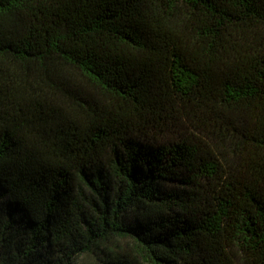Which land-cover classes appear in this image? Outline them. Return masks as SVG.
Returning <instances> with one entry per match:
<instances>
[{"label":"trees","instance_id":"16d2710c","mask_svg":"<svg viewBox=\"0 0 264 264\" xmlns=\"http://www.w3.org/2000/svg\"><path fill=\"white\" fill-rule=\"evenodd\" d=\"M264 264V0H0V264Z\"/></svg>","mask_w":264,"mask_h":264},{"label":"rangeland","instance_id":"374dc122","mask_svg":"<svg viewBox=\"0 0 264 264\" xmlns=\"http://www.w3.org/2000/svg\"><path fill=\"white\" fill-rule=\"evenodd\" d=\"M130 246V242L126 240H114L103 246L102 250L80 257L75 264H103L102 260H107L110 256L122 255L130 250Z\"/></svg>","mask_w":264,"mask_h":264}]
</instances>
